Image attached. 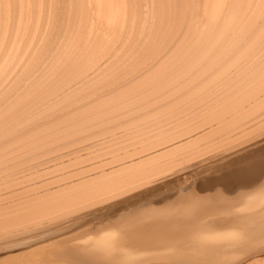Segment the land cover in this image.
<instances>
[{"label":"bare ground","instance_id":"1","mask_svg":"<svg viewBox=\"0 0 264 264\" xmlns=\"http://www.w3.org/2000/svg\"><path fill=\"white\" fill-rule=\"evenodd\" d=\"M39 33L42 45L32 53ZM98 84L113 89L90 99ZM30 87L0 112V131L74 89L0 140V168L20 152L42 158L90 138L104 140L93 146L101 153L95 149L99 155L89 159L90 168L55 183L21 186L19 180L35 168L0 182V251L17 248L0 255L1 264L10 257L20 264H137L152 253L173 251L186 253L161 256L221 264L228 255L220 252L241 244L242 229H264L261 149L202 186L223 200L245 197L241 201L204 207L197 198H179L161 209L130 211L138 213L26 240L43 230L45 218L55 219L84 200L105 196L98 207L88 206L95 218L109 206L120 214L122 200L154 186L149 176L159 175V167L153 162L181 148L264 128V0H0V108ZM66 101L71 102L61 107ZM119 135L125 137L116 141ZM183 138L187 142L179 146ZM112 152L117 153L105 158ZM175 171L170 175L180 172ZM262 253L243 264H264V257H255Z\"/></svg>","mask_w":264,"mask_h":264},{"label":"rangeland","instance_id":"2","mask_svg":"<svg viewBox=\"0 0 264 264\" xmlns=\"http://www.w3.org/2000/svg\"><path fill=\"white\" fill-rule=\"evenodd\" d=\"M54 8H55V6L52 7V10ZM201 22H200L201 24H204L203 21H201ZM38 36H37L38 39H36V41H35V43L37 42L36 43L37 45L34 43L32 46L33 47L31 49L32 53L37 51L40 48V46L42 45L41 40L43 39V34L41 36L39 33ZM181 39H182V36H179L177 42L181 41ZM38 46H39V48H38ZM129 50H130V47H129ZM129 50H126L127 53H125V54H124V51L121 52L120 54H122V53L123 54L122 55L119 54L118 57L123 59V57L126 54H128ZM30 58H31V56H30ZM119 58H116L115 60H117ZM111 61H113V60H110V62L107 63L109 65L104 66L105 69H107L111 65ZM104 67H103V70H105ZM21 68H23V67H21ZM100 70H102V69H100ZM100 70H99V72H97L96 78H98V75L101 72ZM94 76H95V73H94V75H92V77L95 78ZM42 77H43V75L39 79H41ZM109 78H111V77H109ZM101 79H99V80H101ZM107 80L108 79L102 80V81L105 82ZM36 81H38V80H36ZM104 82H102V83H104ZM123 82L124 81H120L118 83V85H123ZM98 86H99V91L93 92L92 93L93 95H92V97H90V99L94 98V96L95 97L101 96V95L105 94L107 91L113 89V87L109 90L105 89V86H104V88H101L102 85H100V84H98ZM98 86L96 88H98ZM31 88L32 87L22 91L23 93L21 92L20 94L16 95L15 98L12 97L6 103L7 105L6 106L4 105L5 106L4 108H2L3 106L1 107L2 109L0 108L1 109L0 112L3 114V111L6 112L8 110V108L11 109L10 105L13 103L11 105V107H13L14 104H16L17 102H19L21 100L20 98L23 99L25 97L24 95H27L26 93L29 92V90ZM100 88L102 89V91ZM73 89H74V87L71 90H73ZM71 90H69V92ZM66 92H63V94H60L58 97H56L50 101L53 103L48 102V103L44 104L43 106L38 107L39 109L36 108L34 111H32V113L30 112L31 114L28 113V115L30 117L32 116L34 118L39 113L47 111V109H48L47 107H49V106L51 107V105H53L57 102H60V100L62 101V98L64 100L65 99L64 97L66 96V94L69 93V92L68 93H66ZM100 92H101V94H100ZM1 97L2 96H0V99H1ZM13 99H15V100H13ZM55 99H57V100H55ZM69 102H71V101H69ZM69 102L66 101L65 103L62 104L61 107H64L63 105H65V106L68 105L67 103H69ZM43 110H45V111H43ZM178 114H181V112H179ZM176 115H174V116H176ZM25 116L26 115L21 116V117H23L22 119L18 117L13 122H11V125L13 124L12 126H10V127L7 126L8 128L5 127L6 129L3 128L0 131V134H1L0 140L6 138L9 134H11L10 130L14 131L12 133H15L16 130L14 128L21 125L22 123H26L28 119H29V121H30V119H32V117L30 118L28 116L29 117L28 118L27 116L26 117ZM24 118H25V120H24ZM195 118H197V117H195ZM202 118L203 117H199V119H197V120H201ZM187 120L181 122V124H184ZM162 122H164V121H162ZM11 128H13L14 130ZM180 128L183 129V127H179L177 129H180ZM123 130H125V129L121 128V130H119V131H123ZM163 133L164 132H160V134H163ZM160 134L158 133L157 135L159 136ZM120 136L125 137L124 135H119L115 140L116 141L120 140V138H122ZM233 136L234 137H232V139L229 141L221 140L219 138V136H216V138L214 140H210V141L207 139L201 140L200 142L197 143V146L195 145V146L184 148V149L181 148V149L177 150L176 152H173L172 154H169V155L153 162L154 167H157V168L159 167L158 168L159 169V172H158L159 175H156L153 177L149 176V179L154 178L153 180L154 181L156 180L154 182V186L150 187L149 189L144 190L143 192H140L138 194L139 196L135 195V196L131 197L130 199L122 200L120 203H122L121 205L123 206V210L120 214H118L112 210L110 211L109 208H111V206H109L108 209L100 208V212H101V214L99 215L100 217L95 218V216L91 215L88 210L91 209L92 207H98L100 205L99 202L101 200H103V198L105 196H99V197H95L94 199L84 200L83 202L81 201L80 203H75L74 206H72L71 208H68L69 209V210L67 209L68 212L65 211V213L59 215L57 217L58 219L55 218V219L50 220V218H45L44 221H45V223L50 224L49 227H46L45 225H47V224H44L42 231L39 230L38 232L37 231L31 232L32 235L30 234V236H28L26 238V240L38 241L39 239L41 240V239L49 238V235L47 236V234L52 233V232L56 233L57 235H60L63 233H67L69 231H78V230L82 229L84 227V225L88 222H92V221L97 222L99 220H104L106 218H109L111 221H116V220H119L121 218L137 215V213H138L137 212V213L130 214V211L135 212V211L148 210V209H153V210L154 209H161V208L166 207V206H162L163 203H165V202L174 203L175 201H176L175 203H177V200H179V198L182 201L197 198L196 200H198V201H196L195 203L200 204L204 207H207L208 205H210V206H223L225 204H228L231 201H234L235 199L223 200L220 195H215L209 191H201L202 186L206 182H209V181L215 179L216 177H220V176L224 175L230 169L235 168L236 167L235 165L237 163H241V161L244 162V158L247 157L246 155H248L249 153H251L253 151L264 149V140H263L264 139V128L256 129L254 131L250 130L246 134H239V135L235 134ZM183 139H180L182 141L179 143V146H181L182 144L187 142V140H185L186 138H183ZM103 140H104V138H101V139L90 138L87 141H83V142H81L75 146L69 147V148L64 149V150L63 149L58 150V151L53 152L50 155H46L42 158L27 157L25 152H20L14 158L15 160L14 159L10 160V161L8 160L4 164V167L0 168V182L5 181L6 179H8L6 181H11V180L13 181L15 176H18L24 172H26V175H27V172L29 169L35 168V172L31 171L32 174H30V176L27 175V176H25L19 180V184H21V186H23V185H24V187H25V185L29 186V185H31V183L36 185L40 181L42 182L41 185L42 184L49 185V184L55 183V181H59L65 176L79 172L81 169L90 168V166L89 167L87 166V165H90V163H91V161L89 159L94 158V156L96 157V155H99V154H95V153H101V151L98 147H93V146L96 143L100 144L101 142H103ZM256 141H261V142L251 146V144L255 143ZM235 146H236V148H233ZM170 147L171 146L166 147V149H168ZM171 148H173V147H171ZM231 148H233V149H231ZM238 148L239 149L244 148V149L240 150L238 152H234V151H237ZM95 149H96V151H95ZM97 149H99V150H97ZM128 149H130V148H128ZM124 150H125V148H121L117 152L121 153ZM94 151H95V153H94ZM106 152L108 153L109 151H106ZM106 152H103V153H106ZM117 152H115V153H117ZM161 152H164V151L162 150ZM222 152L232 153V154L228 155V156H224ZM115 153L112 152V154L107 155L105 158H107V157L110 158V156L115 154ZM263 153H264V151H263ZM84 154H85V156H84ZM39 155H33V156L37 157ZM201 155H203V156H201ZM18 156H19V159H18ZM204 157L205 158L211 157V158L207 161H199V160L203 159ZM73 159H75V160H73ZM8 164H9V166H8ZM187 165H188V167H187ZM14 166H15V168H13ZM189 166H191V168ZM10 167H11V169H10ZM6 168H7V170H9V169L10 170L7 171V170H5ZM183 168L187 170V171L185 170L186 173H183L184 172ZM37 169L39 170L38 172L36 171ZM177 170H180V172L178 171L179 173H177L178 176H176L177 174L175 175L176 177L175 176L173 177L172 175H170V174L174 173V171L176 173ZM5 171H7V172H5ZM162 173L163 174L164 173L169 174V178L161 176L160 174H162ZM180 173H183V174L181 175ZM131 177H133V176H131ZM131 177H130V179H131ZM9 178H12V179H9ZM127 180L130 181L129 178H127ZM147 181H148V177H147V179H145L143 181H138L137 184H140L141 182L146 183ZM244 198L245 197L236 198L235 202L241 201ZM199 200H202V201H199ZM88 206H92V207H88ZM116 207L112 206V208H116ZM70 209H72V210H70ZM72 212H74V213L72 214ZM87 213H89V214H87ZM124 213H125V215H123ZM70 214H71V216H70ZM85 216H86V218H85ZM46 231L47 232L49 231V233H47ZM241 233H242L243 239H242V242L239 246L235 247V249H233V250L226 249V250H223L222 252H220V253H222V255H228L226 258V261L221 263V264H243L249 260V259H247V257L250 258V256L253 253L260 252V251L264 250V229H261V228H251L250 230L242 229ZM39 236H41V237H39ZM17 241L18 240H15V242H17ZM14 249H17V248H8L5 246V248H3L0 251V255L5 254V253L9 252V250H14ZM185 253L186 252H183V251L159 252L158 254L152 253L149 256H147L145 258V260H143L137 264H200L194 260H189V261H186L184 263H178L177 261H173L169 258H165L164 256H161V255H175V254L184 255ZM255 257H264V253L258 254ZM16 260H17L16 257L6 258V259H4L2 264H20L21 260H17V261ZM0 264H1V262H0ZM94 264H128V263L127 262L118 263L115 261H108V262H100V263L95 262Z\"/></svg>","mask_w":264,"mask_h":264}]
</instances>
